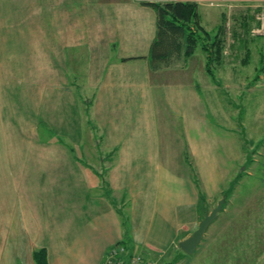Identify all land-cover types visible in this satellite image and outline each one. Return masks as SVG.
Wrapping results in <instances>:
<instances>
[{"label": "crops", "instance_id": "obj_1", "mask_svg": "<svg viewBox=\"0 0 264 264\" xmlns=\"http://www.w3.org/2000/svg\"><path fill=\"white\" fill-rule=\"evenodd\" d=\"M153 1L0 0V264H36L40 250L47 264H103L118 244L170 262L188 238L183 215L193 229L225 195L239 134L216 121L219 107L195 75L153 69ZM158 2L197 3L210 33L227 21L224 5ZM210 9L214 23L203 15ZM198 55L210 76L202 50L186 65ZM92 96L85 113L104 114L84 124L81 104Z\"/></svg>", "mask_w": 264, "mask_h": 264}, {"label": "rangeland", "instance_id": "obj_2", "mask_svg": "<svg viewBox=\"0 0 264 264\" xmlns=\"http://www.w3.org/2000/svg\"><path fill=\"white\" fill-rule=\"evenodd\" d=\"M198 1L208 2L210 5H224L227 21L224 23L223 32L226 51L229 54L226 55L228 67H223L225 69L223 72L222 63H214L213 74L210 73L209 76L206 74V69L204 70V62L198 55L188 65L185 62L186 57L175 58L167 68L175 73L171 75L172 79H175L177 74H182L185 76L184 80L190 81V78L195 75V80L205 89L204 94L211 93V96L213 95L215 104L219 107L217 113L222 115L216 113V117L220 119L216 121L219 123L229 121L231 127L234 128L233 131L239 134L237 136L240 140L242 156L234 162L235 164L233 163L231 179L223 193L227 196L228 202L224 204V210L219 213L217 219L209 227L207 236L192 255L176 248L177 252L173 254H177L174 256L172 254L170 262L171 264H264V33L258 35L253 32L259 25L257 15L264 12V0L256 2L247 0ZM153 2L164 4L158 0ZM207 13H209V22L214 23L218 17L215 14L216 11L210 9V12L203 15L207 16ZM245 23L247 24L245 25ZM196 53L200 54L201 48ZM245 59L247 64L243 61ZM206 62L205 64L208 66V62ZM234 79L245 83H241L240 87L229 91L226 88L228 82H234ZM84 92L82 91L83 98H85ZM93 92L97 93L94 90ZM94 98L95 96L87 98L85 105L80 103L84 113V115L81 113L84 124L86 118L88 123L92 120L94 124L101 123L100 119L104 112L97 120L98 107L96 109V106H93L91 117H89L90 110L88 116L85 113V106L89 109L92 108V104L95 102ZM102 120L104 119L102 118ZM93 126L92 128H94ZM85 128H87L88 137L90 132L88 127ZM83 130L85 131L84 128ZM1 149L3 148L0 143ZM192 171L191 178L195 186L199 188L200 182L198 185L195 171L191 168ZM82 172L84 176H91L90 178L93 176L87 174V171L82 170ZM241 174H243L242 177H240ZM17 176L19 180L22 177L21 174ZM102 177L105 176L101 175L100 178ZM85 180L87 179L85 178ZM93 181H96V184L100 183L98 179H93ZM9 184L11 183L9 182ZM108 188L105 185L102 190L100 187L98 188V192L102 194L105 201L113 198L111 190ZM91 191L95 194L93 188ZM115 198V203L111 204L112 208L115 207L117 218L123 221L128 218V211L123 209L126 206L121 205L120 198ZM217 199L218 197L213 199L209 210L217 206ZM190 218V214L183 215L182 224L185 227L183 231L188 238L200 222L198 221V224L196 223L192 229L194 222L189 223ZM199 218L201 220L203 216L201 215ZM126 226L130 232L128 220ZM136 252L135 256H145L140 249H136Z\"/></svg>", "mask_w": 264, "mask_h": 264}, {"label": "trees", "instance_id": "obj_3", "mask_svg": "<svg viewBox=\"0 0 264 264\" xmlns=\"http://www.w3.org/2000/svg\"><path fill=\"white\" fill-rule=\"evenodd\" d=\"M145 4L153 8L157 13V36L151 50L154 70L169 67L175 58L182 56L191 58L199 48L208 57L207 71L209 73L213 74L214 63L223 64V56L226 50L223 32V26L225 25H222L214 33L205 30L200 24L197 3L167 2L162 4L148 2ZM130 255L135 256L131 251ZM34 258L36 264H47V253L45 250L37 251ZM145 258L150 259L147 256ZM164 261L162 258L157 260V262H160L158 264H164Z\"/></svg>", "mask_w": 264, "mask_h": 264}, {"label": "built area", "instance_id": "obj_4", "mask_svg": "<svg viewBox=\"0 0 264 264\" xmlns=\"http://www.w3.org/2000/svg\"><path fill=\"white\" fill-rule=\"evenodd\" d=\"M247 1L256 2L260 0ZM257 20L259 25L255 30H253V32L258 35H262L264 33V12H260L257 15ZM130 256L128 248L124 245L118 244L110 250L103 264H158L157 262L147 259L142 255Z\"/></svg>", "mask_w": 264, "mask_h": 264}, {"label": "water", "instance_id": "obj_5", "mask_svg": "<svg viewBox=\"0 0 264 264\" xmlns=\"http://www.w3.org/2000/svg\"><path fill=\"white\" fill-rule=\"evenodd\" d=\"M227 197L224 196L217 204V206L208 212L205 218L199 223L198 229L184 241L180 242L179 248L187 254H194L206 236V233L211 224L217 219L219 213L223 211L224 204L226 203Z\"/></svg>", "mask_w": 264, "mask_h": 264}]
</instances>
